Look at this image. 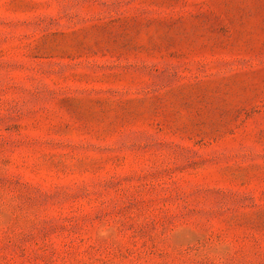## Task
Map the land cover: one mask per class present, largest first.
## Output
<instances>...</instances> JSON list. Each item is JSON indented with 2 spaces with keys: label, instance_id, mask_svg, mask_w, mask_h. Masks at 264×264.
<instances>
[{
  "label": "rangeland",
  "instance_id": "obj_1",
  "mask_svg": "<svg viewBox=\"0 0 264 264\" xmlns=\"http://www.w3.org/2000/svg\"><path fill=\"white\" fill-rule=\"evenodd\" d=\"M0 264H264V0H0Z\"/></svg>",
  "mask_w": 264,
  "mask_h": 264
}]
</instances>
